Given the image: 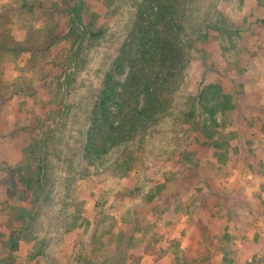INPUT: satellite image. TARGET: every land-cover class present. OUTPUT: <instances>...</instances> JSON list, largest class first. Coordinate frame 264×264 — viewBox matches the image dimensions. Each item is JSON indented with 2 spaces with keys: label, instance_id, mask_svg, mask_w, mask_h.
<instances>
[{
  "label": "rangeland",
  "instance_id": "374dc122",
  "mask_svg": "<svg viewBox=\"0 0 264 264\" xmlns=\"http://www.w3.org/2000/svg\"><path fill=\"white\" fill-rule=\"evenodd\" d=\"M64 1L0 0V264H264V0H179L183 79L156 123L101 157L85 147L106 75L118 92L135 84L143 106L157 8L82 0V23L103 35L48 54L47 34H67L71 15L43 10ZM211 86L231 99L215 123L201 102ZM41 159L34 205L17 179ZM24 208L34 220L22 229Z\"/></svg>",
  "mask_w": 264,
  "mask_h": 264
},
{
  "label": "trees",
  "instance_id": "16d2710c",
  "mask_svg": "<svg viewBox=\"0 0 264 264\" xmlns=\"http://www.w3.org/2000/svg\"><path fill=\"white\" fill-rule=\"evenodd\" d=\"M65 9L58 7L55 3L49 11V14L54 12H62L70 16L71 28L65 35H57L54 33L47 34L46 46L43 51L48 53L52 48L59 45L64 40L75 39L73 45L80 42L83 38L89 36L90 40H97L103 35V31L96 30L94 25H84L81 21L83 3L82 0H65ZM30 11L34 10L31 5ZM157 8V21L150 27L149 33L152 34V42L155 46V51L150 62L158 63V71L155 73L156 78L153 80L152 75L149 76L144 84L143 93L144 104L140 107V93L137 92L136 86L125 84L121 92L117 91V84L114 76L109 73L106 75L104 86L92 114L91 130L86 143V152L90 155L101 157L109 152L110 148L120 146L131 141L137 131V127L142 122L156 123L159 115L167 107V97L171 86L177 84L183 79V73L186 71L189 59L186 47L181 41L180 33L183 29L177 22L178 17L184 15L185 7L179 0H145L140 8V16L148 14L151 9ZM150 13V12H149ZM148 34V33H147ZM149 34V35H150ZM29 44L23 47L18 44L14 48H6L13 54L19 55L22 51L29 49ZM32 49V48H30ZM145 57V53L143 54ZM70 64V63H69ZM140 75L141 83L143 81ZM162 77V78H161ZM161 81V82H160ZM131 80L128 82L130 83ZM215 90V91H214ZM120 97L122 102L119 104L118 115L114 116L111 112V107L115 104L117 97ZM202 103H206L205 109L209 114V118L215 123L214 116L222 110L230 107L231 99L229 96L223 95L219 88L208 87L202 93ZM212 102L213 106L208 108L207 103ZM120 119L119 123L117 119ZM216 131L208 136L213 140L216 148L220 145L215 142ZM18 186L21 188V193L29 195L31 204L36 203L39 194L42 190V181L45 171V162L43 159L38 160V163L33 166L29 165L19 169ZM153 195L150 197L152 198ZM32 211L21 209L20 215H16L15 221L22 225V229L28 223V220L33 221L34 216ZM19 235L14 233L9 238V243L13 250H17ZM10 260V259H9Z\"/></svg>",
  "mask_w": 264,
  "mask_h": 264
}]
</instances>
